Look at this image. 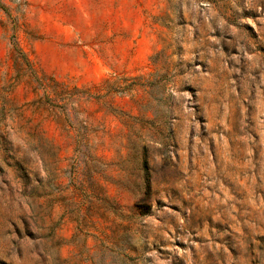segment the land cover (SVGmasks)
I'll list each match as a JSON object with an SVG mask.
<instances>
[{"label":"rangeland","instance_id":"obj_1","mask_svg":"<svg viewBox=\"0 0 264 264\" xmlns=\"http://www.w3.org/2000/svg\"><path fill=\"white\" fill-rule=\"evenodd\" d=\"M0 264H264V0H0Z\"/></svg>","mask_w":264,"mask_h":264},{"label":"trees","instance_id":"obj_2","mask_svg":"<svg viewBox=\"0 0 264 264\" xmlns=\"http://www.w3.org/2000/svg\"><path fill=\"white\" fill-rule=\"evenodd\" d=\"M0 128H1V124H0ZM1 138H2V135H1V133H0V146H1V144H2V142H1Z\"/></svg>","mask_w":264,"mask_h":264}]
</instances>
